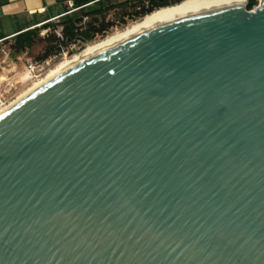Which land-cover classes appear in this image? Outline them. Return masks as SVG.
Masks as SVG:
<instances>
[{"label":"water","instance_id":"obj_1","mask_svg":"<svg viewBox=\"0 0 264 264\" xmlns=\"http://www.w3.org/2000/svg\"><path fill=\"white\" fill-rule=\"evenodd\" d=\"M0 264H264V0L120 41L0 114Z\"/></svg>","mask_w":264,"mask_h":264},{"label":"built area","instance_id":"obj_2","mask_svg":"<svg viewBox=\"0 0 264 264\" xmlns=\"http://www.w3.org/2000/svg\"><path fill=\"white\" fill-rule=\"evenodd\" d=\"M2 1L3 0H0V3ZM175 1H177V0H162V2H167V3H172ZM99 2H103V6H102L101 13L95 15L98 18V20L93 25V28L95 30V35L93 37V40H95L98 37H101L102 34L110 33L114 30H118L119 28L122 29V27H125L126 25L135 21V19L141 18L142 16L140 14L142 12H145V14H146V12L152 11V10L160 7V4H161V2H159L158 0H154V1H152V0H110V1H107V0H91L89 2H86V3L79 5L77 7H74L71 10L68 9L64 13L50 17L49 19H47L43 22H39L37 24H34V25L30 26L29 28L39 26L40 24L45 23V22L55 21L56 19H58L63 14H68L72 11H78L80 9H83V8L91 5V4H96ZM258 2H259V0H257V4H258ZM66 3L68 4L69 8L73 7L72 0H67ZM257 4L254 5L253 8L256 7ZM253 8H251V9H253ZM90 17H91L90 15L78 16V18H81L79 20L80 24H82V25L86 24V22L89 21ZM100 21L104 23V27H101V25H99ZM49 29L50 28H48V30ZM80 29H83V28L80 26ZM53 31L55 32L57 37H59L61 40H65L63 37V34H62V27L61 26L54 28ZM77 42L83 43L86 41L77 38L75 41L69 43L67 46L59 45V47H60L59 52L52 55V56H49L43 60H37V59L27 60L26 63L23 65L22 71L24 72L26 70L28 72L30 78H38V77L42 76L46 72V70L55 62V60L59 56H65L67 54V52L70 51V49L72 50L74 48L73 46ZM1 72L2 71L0 69V75H1ZM19 76H21V75L17 74V75H15V77L13 75L12 77L7 76L6 78L0 79V106L6 105L9 102L10 98L13 96L14 91L16 89V85L21 80Z\"/></svg>","mask_w":264,"mask_h":264},{"label":"trees","instance_id":"obj_3","mask_svg":"<svg viewBox=\"0 0 264 264\" xmlns=\"http://www.w3.org/2000/svg\"><path fill=\"white\" fill-rule=\"evenodd\" d=\"M91 0H73V7H77L83 3L89 2ZM179 1V0H177ZM175 1V2H177ZM59 4L61 5V8H59V12H57L54 15H59L61 13L66 12L68 9H70L67 6L66 0H58ZM172 3H167V2H161L160 6L163 5H169L173 4ZM257 4V0H247V9L253 8L254 5ZM102 6L103 2H99L96 4H91L83 9H80L78 11H72L68 14H63L59 17V22L57 23H52V22H45L40 24L39 26H35L33 28H29V26L37 24L39 22H43L50 17L54 15H44V14H32L30 17L33 19L31 23L28 22L27 25L24 27L26 28L25 30L17 33L14 36V42L11 46V49L14 53H20L23 52L24 50H27L34 46L36 42H45V45L39 55L36 56L35 59L37 60H43L49 56H52L56 53L59 52V45H65L67 46L69 43L75 41L77 38L82 39L86 42L92 41L94 35H95V30L93 28V25L95 22L98 20V18L95 16L102 11ZM151 11L146 12V14L150 13ZM80 15H90L89 21L86 22V26L83 29H80V21L77 19L78 16ZM141 16L145 15V12H142L140 14ZM23 16V15H22ZM22 16H11L8 18H5L3 20H0V38H3L5 35V29H15L18 28L22 22ZM24 17V16H23ZM41 18V19H39ZM99 25L101 27H104L103 22H99ZM61 26L62 27V34L65 40H61L55 32L53 31L54 28ZM45 35L43 37H39V31L41 29H48ZM16 29L15 31L18 32ZM104 34H102L103 36Z\"/></svg>","mask_w":264,"mask_h":264},{"label":"bare ground","instance_id":"obj_4","mask_svg":"<svg viewBox=\"0 0 264 264\" xmlns=\"http://www.w3.org/2000/svg\"><path fill=\"white\" fill-rule=\"evenodd\" d=\"M233 3H240L241 5H245L246 0H182L176 4H169L167 6H162L154 9L146 16L142 17L140 20L128 25L127 27L117 31L116 33L110 34L103 39L93 41L89 43L82 51L78 54H71L70 56L63 57L61 60V64L54 66V68L50 71V66L46 72L43 74L45 77L39 81L31 85L26 91L20 94L13 102L8 105L0 106V114H2L7 108L16 103L19 99L26 96L28 93L34 91L40 86L44 85L48 81L52 80L56 76L62 74L67 71L69 68L75 66L80 63L91 54H94L100 50H103L111 45H114L120 41L139 36L148 31H151L158 26H162L166 23L176 21L194 14H198L213 8H217L220 6H225ZM90 42V41H89ZM88 43V42H87ZM0 75V79L6 78L5 69L3 67ZM50 71V72H49ZM42 76V77H43ZM22 81H24L27 77H29L28 72L25 70L22 76H19ZM22 77V78H21ZM41 77V76H40ZM39 78V77H38ZM37 78V79H38ZM32 80V79H31Z\"/></svg>","mask_w":264,"mask_h":264},{"label":"rangeland","instance_id":"obj_5","mask_svg":"<svg viewBox=\"0 0 264 264\" xmlns=\"http://www.w3.org/2000/svg\"><path fill=\"white\" fill-rule=\"evenodd\" d=\"M107 1H110V0H107ZM246 3H247V1H246ZM67 6H68V4H67ZM59 8H61V5L59 6ZM146 15L147 14H145L144 16H146ZM144 16H142V17H144ZM141 18H139V19L137 18V19L140 20ZM32 19H33L32 17H22V22H24V23H21L19 26H17L18 28H15V29H12V30L11 29H5V33H4L5 36L3 38H0V40H1L0 41V67H3L5 69V72H6L5 76L12 77L14 75V77H15V75H17V74H20L22 76V74H23V71H22L23 70V65L26 63L27 60L35 59L36 56L41 53V51H42V49H43V47L45 45V42H40L39 41V42H36V44L34 46H32L31 48H29L27 50H24L23 52L14 53L12 51L11 46H12V44L14 42V36L17 33L25 30L26 28L24 26L27 25L28 22H30ZM39 19H41V18H39ZM137 19H135V21L131 22L128 25H131L132 23L138 21ZM32 22L33 21H31V23ZM57 22H59V18L56 19L55 21H52L53 24L57 23ZM128 25H126L125 27H127ZM80 26L82 28H84L86 25L85 24L84 25L80 24ZM125 27H122V29L125 28ZM16 29H19V30H17L18 32L15 31ZM120 30H121V28H119L118 30H114V31H112L110 33L104 34L103 36L98 37L95 40H93V39L92 40L96 41V40L103 39L106 36H108L110 34H113V33H116L117 31H120ZM47 31H48V29H41L39 31V35L38 36L40 38L43 37ZM91 42L92 41H90L88 43L87 42H83V43L82 42H77V43H75V45L73 46L74 49H76V51H75L76 53L75 54H78L80 51H82ZM73 53L74 52H71V49H70V51L67 52V54L65 56H59L55 60V62L51 65L52 67H50L51 68L50 71L54 68V66L60 65L62 63L61 60H62L63 57L70 56ZM0 69L2 71V68H0ZM45 75L44 76L42 75L43 77L41 76L38 79L37 78L27 77L24 81L20 80L17 83V85H16V89L14 91L13 96L10 98L9 102L6 105H8L11 102H13L20 94H22L24 91H26L31 85L41 81L45 77Z\"/></svg>","mask_w":264,"mask_h":264},{"label":"crops","instance_id":"obj_6","mask_svg":"<svg viewBox=\"0 0 264 264\" xmlns=\"http://www.w3.org/2000/svg\"><path fill=\"white\" fill-rule=\"evenodd\" d=\"M59 6L58 0H3L0 3V20L15 15L30 17L35 13L54 15L59 12Z\"/></svg>","mask_w":264,"mask_h":264}]
</instances>
